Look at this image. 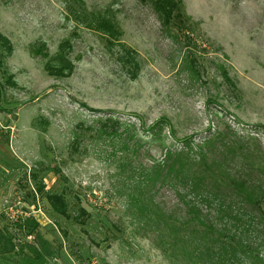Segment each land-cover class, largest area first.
I'll use <instances>...</instances> for the list:
<instances>
[{"label": "rangeland", "instance_id": "rangeland-1", "mask_svg": "<svg viewBox=\"0 0 264 264\" xmlns=\"http://www.w3.org/2000/svg\"><path fill=\"white\" fill-rule=\"evenodd\" d=\"M181 3L179 32L143 0H0V264H264V0ZM172 149L206 156L208 229L154 178Z\"/></svg>", "mask_w": 264, "mask_h": 264}, {"label": "trees", "instance_id": "trees-1", "mask_svg": "<svg viewBox=\"0 0 264 264\" xmlns=\"http://www.w3.org/2000/svg\"><path fill=\"white\" fill-rule=\"evenodd\" d=\"M143 1L148 2L152 6L153 10L157 14V17L160 20L161 24H163V26H170L173 21H176L177 29L179 32H181L182 25H184L185 22L188 23V18H186L182 11L181 0ZM95 22L93 21V23L95 24V28L97 29L96 31L101 32L105 37L109 39V41H116L120 36L119 29L113 23L107 21L106 19L98 17ZM0 45L4 47L7 53H10V45L8 41L1 35ZM46 71L49 76H53L56 78L66 77L70 75L71 67L69 64H62L60 65V67L54 68L53 66H48L46 68ZM182 144L184 148L190 151V153H193L192 147L190 146L187 140L183 141ZM186 151L172 149L170 152H168L164 157L163 161L156 167V170L154 172L156 177L154 178L160 179L162 184H166L170 181L172 174H178L179 176L181 175L178 179H180V182L183 183V186L185 187L184 191H187L189 195V199L187 202V207L189 208L188 213L190 216H192L193 221L208 229V226L203 223V220L206 218V215L203 211H207V208L215 207L218 209H222L223 207L222 205H220L221 200H219V198H217V196H215L213 192L209 191L207 187H205V181L207 180L205 176L210 170L209 165L207 164L206 156H204L202 152H195V155L197 156L194 155L195 159H192V157H190L189 155L190 153ZM185 167L189 168V170H192L193 173L191 177L182 176L181 172L185 171ZM198 170L200 172H197ZM37 191L41 193L43 191V186H39L37 188ZM45 198L49 203L51 209L55 213L65 218H69L68 204L62 194H47L45 195ZM251 204L254 208H258L257 201ZM80 211V215L82 214L83 217H86V213L82 209H80ZM37 227L38 224L33 220H30L26 235L30 236L35 233ZM221 228L222 230H219L221 238L232 236L233 232H231L230 234L228 233L227 224H224L223 222ZM221 238L217 239V241H220ZM224 245L226 246L221 248L222 251L218 256L219 262L223 261V252H225V249L230 250L231 252H234V249H236L235 246L231 244L225 243ZM13 248L14 246L11 241L9 239L7 240L6 237L2 233H0V252L3 249L12 251ZM39 257L40 256H38L37 254H35L34 256V258ZM227 261H229V258H227Z\"/></svg>", "mask_w": 264, "mask_h": 264}]
</instances>
